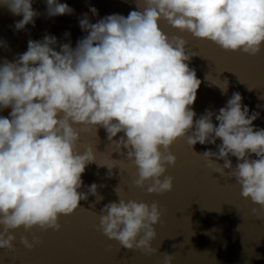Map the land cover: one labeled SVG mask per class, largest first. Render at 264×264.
<instances>
[{"label": "clouds", "instance_id": "obj_1", "mask_svg": "<svg viewBox=\"0 0 264 264\" xmlns=\"http://www.w3.org/2000/svg\"><path fill=\"white\" fill-rule=\"evenodd\" d=\"M44 2L49 18L74 11L59 0ZM32 3L0 0V10L22 17L13 25L20 31L34 27L40 15ZM134 3L136 10L127 17L112 14L90 23L83 14L79 27L87 35L75 48L71 41L58 43L45 34L41 40H28L27 51L14 62L0 63V113H8L0 114V250L13 249L16 229L59 230V217L72 214L89 194L96 202L103 199L96 183L87 192L78 191L87 165L106 167L109 178L115 167L98 163L91 146L77 151L81 132L88 129L96 134L104 129L114 151L136 167L134 186L143 188L147 182L149 194L172 190L173 178L166 172L176 163L169 149L177 139L186 137L191 148L219 139L216 152L198 155L208 167L215 165L214 172L234 179L243 198L264 208V129L253 126L259 114H250L235 92L218 114L205 110L194 122L191 106L201 81L186 63L193 55L186 54L182 36L170 37L159 27L163 20L224 51L256 56L264 47V0ZM89 12L97 15L95 7ZM212 84L226 93V80ZM118 133L122 135L114 140ZM229 156L236 158L234 168ZM219 160L222 165L215 162ZM114 191L118 200L99 213L102 234L125 249L153 254L158 204L125 200L118 186ZM20 243L31 249L38 241L21 237ZM172 260L173 255L164 254L163 264Z\"/></svg>", "mask_w": 264, "mask_h": 264}, {"label": "water", "instance_id": "obj_2", "mask_svg": "<svg viewBox=\"0 0 264 264\" xmlns=\"http://www.w3.org/2000/svg\"><path fill=\"white\" fill-rule=\"evenodd\" d=\"M74 11L72 14L47 17L44 0H33L32 8L40 13L35 26L26 25L16 31L14 22L22 17L12 16L0 10V63L14 62L18 54L27 51L28 40H41L45 34L55 36L58 43H68L75 48L77 40L87 33L79 27V20L87 14L90 23H96L108 15L127 17L136 10L134 0H59ZM95 7L97 15L89 12ZM160 29L167 35L182 36L187 41L186 54L193 55L187 61L195 70L201 84L191 106L196 113L194 122L205 110L219 113L232 94L238 92L249 113H258L253 121L256 129H264V47L256 56L241 52L224 51L212 42L196 39L189 33L171 28L166 21L159 22ZM69 33L65 36L64 33ZM59 51V48H56ZM227 81V91L212 83ZM7 117V111L0 113ZM213 124L216 125L215 115ZM83 127V126H80ZM118 133L113 139H119ZM216 144L199 143L189 146L186 137L177 139L169 151L176 163L167 168L166 175L173 178V188L162 194H149L147 182L143 188L134 186L136 167L123 155L114 151L103 128L81 132L77 151L83 152L91 146L98 163H113L112 175L107 176L106 167L97 168L95 163L86 166L81 179L83 186L78 191L87 192V186L97 184V192L103 198L88 195L79 202V207L68 216H60L59 230H43L34 227L25 231L14 230L15 240L11 251L0 250V264H163L164 254L173 255L172 264H264V208L253 204L240 194V186L234 179L214 172L202 155L206 150L217 151ZM121 152H126L121 149ZM256 159L255 155L251 157ZM112 160H117L112 162ZM233 168L236 158L229 156ZM222 165L223 161H215ZM225 173L229 169L224 170ZM118 186L119 196L151 204L156 202L161 212L155 225L156 236L151 242L153 254L142 250H128L115 240H109L99 228V213L109 202L118 197L114 189ZM255 209V214L253 213ZM259 217L260 219H257ZM25 237L38 243L31 249L21 243Z\"/></svg>", "mask_w": 264, "mask_h": 264}]
</instances>
